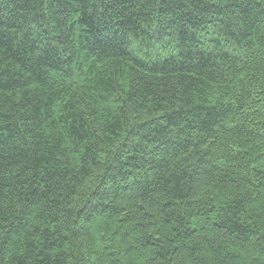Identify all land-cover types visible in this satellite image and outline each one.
<instances>
[{
	"label": "trees",
	"instance_id": "trees-1",
	"mask_svg": "<svg viewBox=\"0 0 264 264\" xmlns=\"http://www.w3.org/2000/svg\"><path fill=\"white\" fill-rule=\"evenodd\" d=\"M0 264H264V0H0Z\"/></svg>",
	"mask_w": 264,
	"mask_h": 264
}]
</instances>
